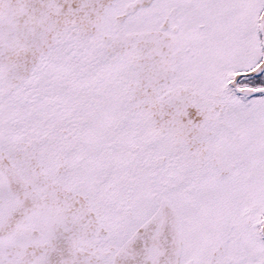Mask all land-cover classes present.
<instances>
[{
    "label": "snow or ice",
    "instance_id": "6c2138e0",
    "mask_svg": "<svg viewBox=\"0 0 264 264\" xmlns=\"http://www.w3.org/2000/svg\"><path fill=\"white\" fill-rule=\"evenodd\" d=\"M0 264H264V0H0Z\"/></svg>",
    "mask_w": 264,
    "mask_h": 264
}]
</instances>
